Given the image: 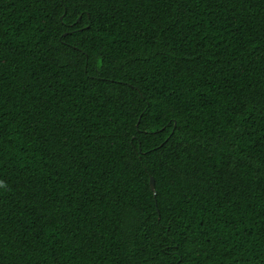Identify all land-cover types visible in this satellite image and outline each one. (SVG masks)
I'll use <instances>...</instances> for the list:
<instances>
[{
  "label": "trees",
  "instance_id": "trees-1",
  "mask_svg": "<svg viewBox=\"0 0 264 264\" xmlns=\"http://www.w3.org/2000/svg\"><path fill=\"white\" fill-rule=\"evenodd\" d=\"M257 165L264 0H0V264H264Z\"/></svg>",
  "mask_w": 264,
  "mask_h": 264
},
{
  "label": "snow or ice",
  "instance_id": "snow-or-ice-1",
  "mask_svg": "<svg viewBox=\"0 0 264 264\" xmlns=\"http://www.w3.org/2000/svg\"><path fill=\"white\" fill-rule=\"evenodd\" d=\"M244 107H247V105H243ZM250 118V114H249V117H245V119H249ZM131 163V161H130ZM143 164V161H139V163L136 165L137 167H139L140 165ZM238 167H239V162H236L234 163L233 165H231L228 169V171L226 172V175L228 176H234L235 173L238 171ZM257 172L258 173H264V166H261V165H257ZM149 177H150V183H153L154 184V178L151 177V174L148 173ZM51 223H59V220H56V219H53L50 221Z\"/></svg>",
  "mask_w": 264,
  "mask_h": 264
},
{
  "label": "clouds",
  "instance_id": "clouds-1",
  "mask_svg": "<svg viewBox=\"0 0 264 264\" xmlns=\"http://www.w3.org/2000/svg\"><path fill=\"white\" fill-rule=\"evenodd\" d=\"M0 189H3L4 191H8V185L3 182V181H0Z\"/></svg>",
  "mask_w": 264,
  "mask_h": 264
},
{
  "label": "water",
  "instance_id": "water-1",
  "mask_svg": "<svg viewBox=\"0 0 264 264\" xmlns=\"http://www.w3.org/2000/svg\"><path fill=\"white\" fill-rule=\"evenodd\" d=\"M149 181H150V177H149ZM149 186H150L151 190L153 191V195H155V183L153 184V183L149 182Z\"/></svg>",
  "mask_w": 264,
  "mask_h": 264
}]
</instances>
